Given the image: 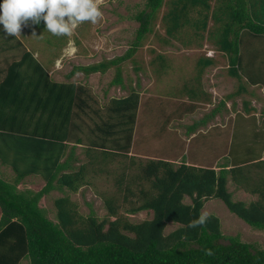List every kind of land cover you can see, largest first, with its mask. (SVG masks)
Returning <instances> with one entry per match:
<instances>
[{
    "label": "trees",
    "instance_id": "obj_1",
    "mask_svg": "<svg viewBox=\"0 0 264 264\" xmlns=\"http://www.w3.org/2000/svg\"><path fill=\"white\" fill-rule=\"evenodd\" d=\"M164 5L167 10L161 21L165 42L189 28L200 41H212L227 59V72L237 79L241 90H245V83L264 87V57L260 58L253 44L257 38L264 40V0H215L214 7L210 0H145L144 8L135 15L139 22L136 39L125 54L75 65L66 77L78 72L104 73L115 66L112 83L124 87L118 63L129 58L145 34L152 31V22ZM210 19L221 25L210 30ZM43 27L41 21L37 28ZM242 32L249 41L255 39L250 42L251 50ZM241 43H246L242 49ZM165 57L156 55L161 72L170 65ZM197 64L200 79L204 69L214 64V58L201 56ZM48 72L33 51H25L20 60L11 63L7 78L0 84V145L7 148H0V161L13 171L8 179L0 175V264H20L24 259L29 264H264V249H253L237 235H224L214 214H209L203 225L189 226L202 215L207 199L218 198L231 213L264 232V160L254 161L256 156L249 149L241 156L228 148L227 162L218 170L188 164L186 159L179 164L169 159H150L140 164L143 160L129 154L139 92L130 89L128 95L112 97L108 104L96 108L91 105L93 97L87 86L56 81ZM254 73L257 77H252ZM8 86L13 87L6 91ZM186 89L192 99L202 97L200 90ZM245 104L249 105L247 101ZM221 107L224 101L197 123L206 122ZM263 124L252 141L259 150L264 149L263 145L259 148L264 140ZM189 129L187 133L196 130L195 126ZM83 137L88 142L85 153L94 166V175L104 171V162L113 163L119 155L136 166L138 175L133 181L140 186L138 192L131 185L124 187V173L117 178L118 191L124 190L123 201L129 196L139 198V204L126 212L152 210L151 218L131 222L119 215V204L109 203L107 215L102 218L92 210L85 216L78 213L70 193L89 184L86 164L75 165V145L85 144ZM34 175L44 181L40 190L18 188L20 182ZM229 177L257 198L250 202L234 200L227 188ZM142 183L149 187L144 188ZM54 191L60 196L53 199L52 219L39 202ZM118 195L113 198L117 200ZM186 196L189 203L184 201ZM169 223L177 227L165 234ZM223 239L227 243H222Z\"/></svg>",
    "mask_w": 264,
    "mask_h": 264
},
{
    "label": "rangeland",
    "instance_id": "obj_2",
    "mask_svg": "<svg viewBox=\"0 0 264 264\" xmlns=\"http://www.w3.org/2000/svg\"><path fill=\"white\" fill-rule=\"evenodd\" d=\"M210 3L212 7L215 6V0H210ZM144 5L145 0H100L102 18L95 24L89 21L80 23L70 36H55L48 32L45 26L38 29L37 25L23 27L18 36L20 37L21 33L29 34L27 46L36 53L35 56H38V60L48 71L50 70L54 80L74 81L87 86L93 97L92 107L101 108L108 104L112 97L128 95L130 89L139 92L140 100L135 134L129 154L143 160L140 164L150 159H169L172 161L176 154L182 153L183 159H185L184 155H191L188 160L197 163L198 166H213L211 160L226 154L228 148H232L240 154L245 147L242 144V134L246 131L250 134L249 129L253 133L254 129L248 127L246 131L236 130L232 138V114L227 106L222 112L207 119V122L197 123L218 105V102L225 97L224 93L227 90L235 88L239 83L236 80L235 84L232 83V87L228 86L227 88V84L222 87L213 81L218 76L224 77L223 82L226 81V83L230 79L227 77L228 72L224 67L226 59L215 49L212 41L208 39L200 41L198 36L191 35V29L186 28L177 38L168 42L164 41L165 31L161 15L166 12L167 5H164L158 12L157 19L151 25L152 31L145 34L135 52L129 58L118 63L124 87L112 83L116 74L115 66L110 67L104 73L96 72L85 75L83 72H78L69 79L66 77V74L75 65L94 64L125 54L136 39L139 22L135 15L144 8ZM219 25L221 24H214L210 19L208 27L210 30L213 28L215 30ZM245 33L242 32V38L248 40V35ZM50 40L53 41V44H50ZM251 41L254 42L255 39L249 41L248 49L250 50L252 48ZM200 42L202 43L201 46H199ZM253 44L254 49L260 51V58L264 57V40L257 38ZM245 45L246 43H241L239 48L242 49ZM73 46L77 49L75 53L71 52ZM157 54L165 55L166 61L170 64L168 68L164 69V72L160 71L159 60L156 58ZM201 56L213 57L217 60L219 69L216 71L212 70L213 67L208 68L204 70L205 72L199 79L197 60ZM258 66L260 67V65ZM252 77L257 76L254 73ZM258 86L260 85L257 84L256 87ZM186 87L196 89L197 92L200 90L202 97L198 100L192 99ZM215 89H217V93ZM226 112L230 114H226ZM83 121L87 123L89 120L85 118ZM85 123L82 122L83 125ZM191 126H195L196 130L187 133ZM217 132L221 134L219 145L216 137ZM214 139L215 147L210 146V144L206 146L207 149L210 146L208 150L205 147L202 150L196 147L197 143L199 147L201 143L205 146V143L212 142ZM83 140L85 144L75 145L74 152L78 158L75 165L86 164L85 173L89 184L81 186L77 192L70 193L71 200L77 204L78 213L85 216L92 210L96 212L99 218H102L107 215L106 205L109 203L113 206L119 204V215L127 217L131 222H140L151 218L152 214H145L144 212L135 216H128L125 210L139 204V198L134 196L123 201L121 197L124 196V190L118 191L117 178L124 173L126 176L123 182L124 187L131 185L135 193L138 192L140 186L133 181V178L138 175L136 166L131 165L124 155H119L117 161L113 163L105 164L104 162L102 164L104 171L94 175L92 173L94 166L89 163L90 159L85 153L88 142L85 137ZM205 150L212 155V159H209L206 153L203 154ZM225 158L227 157H221L219 161L221 163H216L215 166L218 168L225 161ZM4 177H11V172H6ZM28 178L26 184L18 185V187L22 189L28 187L36 191L43 187L44 181L39 177L34 175ZM228 182V190L231 191L238 187L230 177ZM142 186L147 188L149 184L142 183ZM116 195H118L117 200L113 198ZM58 196L60 193L54 191L41 199V205L47 209L48 215L52 219L54 218L53 199ZM249 198L250 196L246 197L244 201L250 202ZM205 211L214 215L218 213L224 235H237L242 241L249 243L253 249H264V232L254 229L244 220L228 211L222 200L212 199L206 204ZM110 218L113 219V217ZM175 227L177 224L169 223L164 233H169ZM221 242L227 243L225 239Z\"/></svg>",
    "mask_w": 264,
    "mask_h": 264
},
{
    "label": "crops",
    "instance_id": "obj_3",
    "mask_svg": "<svg viewBox=\"0 0 264 264\" xmlns=\"http://www.w3.org/2000/svg\"><path fill=\"white\" fill-rule=\"evenodd\" d=\"M21 34L22 35L20 37L18 35H16V36L6 35L4 33V31L2 30V26H0V84L4 81V79L7 78V74L9 73V67H10L11 63L15 62L17 60H20V58H22V55L24 54L25 51H31V52L33 51L26 44V42L29 41V34L28 33H21ZM18 41H20L21 43L18 44ZM34 55H36V53H34ZM216 63H217V60L214 59V64L206 67L204 70L213 67L214 69L212 68V70L218 71L219 65H218V63L217 64ZM224 67L226 68V70H228L227 59H226V65ZM48 73L50 74V70ZM227 77L230 78L229 80H227V83H226V81L223 82L224 77H222V76L216 77V79H214L213 81L215 83H217V85H222V87H223V85L225 86L227 84V88H228V86H231L232 83L235 84V81L237 79L235 77L230 76L229 74H227ZM243 86L245 87V90H241L240 85L238 84V86H236L235 88L229 89L224 93L225 97L222 98L218 102V104H219L221 101H224V107H221L217 113L225 110V106H227V109H230V113L232 114V121H231L232 122V128H233L232 129V131H233L232 136H234V132L236 130L237 131H241V130L246 131L248 127L249 128L252 127V129H254L253 133L249 129L250 134L247 131L242 134V136H243L242 144L245 147H244L243 151L240 152V154H241V156H244L246 154L247 150L249 149L248 152L254 153V155L256 156L255 157L256 159L254 161H262V160H264V149H262L261 147H262V145L264 146V140L262 141V143L259 147L262 150H259L256 146H254L252 141H253V137H256V134L259 132L260 129H262V127H263L262 124L264 123V87L263 86L256 87L257 84L254 85V84H247V83H245ZM11 87H13V86H8L6 88V91H9V88H11ZM217 89H215L216 93H217ZM5 93H7V92H5ZM246 101L248 102L249 105L245 104ZM230 113L226 112V114H230ZM237 114H240L241 117H238ZM7 119L8 118H5V120H7ZM249 122H251L250 125H248ZM203 124H205V123H203ZM208 124H209V122H208ZM216 137L218 138V145H219L220 140H221V134H219V132H217ZM214 142H215V139L212 142L205 143V146L201 143L200 147L197 143L196 147L200 148V150H202L204 147L207 149V147H206L207 144H210V146L215 147ZM210 146L208 147V149L210 148ZM0 148H4L5 151L7 149L5 146L3 147L1 145H0ZM205 153H206V156L209 157V159H212L211 158L212 155L209 154L208 152H206V150L203 152V154H205ZM190 157H191V155L187 156L185 158L186 159L185 161L188 164H193V165L198 166L197 163L188 160V159H190ZM221 157L224 158L225 154L221 155L218 158L212 159L211 162H213V166H208V167H212V168L218 170L220 168L219 167L220 165L218 166V168L215 165H216V163H221V162H219ZM257 157H258V159H257ZM182 159H183L182 153H180V155L178 153V154H176L175 159L172 161L175 164H179L180 162H182ZM224 163H225V161H223V163L221 165H223ZM199 166H202V165H199ZM231 166L232 165L229 164L227 166V168H230ZM4 171H6V172L10 171L11 177H12L13 171L10 168V166L6 165L0 161V175L2 177H4L6 174V172L3 173ZM29 177L31 178V176H29ZM238 178H239V176H238ZM6 179H8V178H6ZM28 179H29L28 177L25 178L24 181L20 182L19 185L26 184ZM228 183L229 182H227V188H228ZM235 184L238 185V187L234 188L231 191L229 190L232 193V198L235 195L237 196L236 198L234 197V200L244 201V200H246V197H248V196H250L249 201L255 200L257 198L256 194H251L249 191L244 189V187H243L244 185H239L238 182H236ZM20 189H22V188H20ZM34 191H36V190H34ZM44 197H42V198H44ZM129 198H130V196H129ZM212 199H215V198H209L204 202L203 208L201 210L202 214L206 212L205 211L206 204L209 201H211ZM184 201L189 203L190 198L186 196ZM245 202H248V201H245ZM39 206L44 207L43 205H41V200L39 202ZM140 212H144L145 214H148V213L152 214V210H141V211H138L136 213L126 212V214L128 216H135L136 214H139ZM51 214H53V213H51ZM215 216H217L219 218L218 213H216ZM219 220H220V218H219ZM173 224H176V223H173ZM220 224H221V220H220ZM26 263L29 264L28 260L24 259V260H22V262L20 264H26Z\"/></svg>",
    "mask_w": 264,
    "mask_h": 264
},
{
    "label": "clouds",
    "instance_id": "obj_4",
    "mask_svg": "<svg viewBox=\"0 0 264 264\" xmlns=\"http://www.w3.org/2000/svg\"><path fill=\"white\" fill-rule=\"evenodd\" d=\"M102 16L100 0H0V26L11 36L20 34L23 27L38 25L41 21L51 34L70 36L80 23L95 24ZM76 51L73 46L71 52ZM208 216L209 213H203L189 226L205 224Z\"/></svg>",
    "mask_w": 264,
    "mask_h": 264
}]
</instances>
